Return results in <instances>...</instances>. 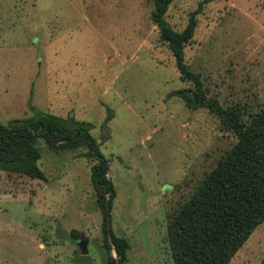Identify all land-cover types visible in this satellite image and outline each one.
Masks as SVG:
<instances>
[{
	"label": "rangeland",
	"instance_id": "rangeland-1",
	"mask_svg": "<svg viewBox=\"0 0 264 264\" xmlns=\"http://www.w3.org/2000/svg\"><path fill=\"white\" fill-rule=\"evenodd\" d=\"M200 1L172 0L166 21L181 32ZM152 9V0H0V123L32 116L29 105L47 112L51 98L49 113L93 125L115 191L109 228L130 245L122 264H173L169 216L236 143L207 109L172 96L194 86L159 40ZM198 11L185 62L208 98L246 121L264 108V0ZM36 145L45 181L0 172V264H107L95 161L85 147ZM229 264H264V223Z\"/></svg>",
	"mask_w": 264,
	"mask_h": 264
},
{
	"label": "trees",
	"instance_id": "trees-1",
	"mask_svg": "<svg viewBox=\"0 0 264 264\" xmlns=\"http://www.w3.org/2000/svg\"><path fill=\"white\" fill-rule=\"evenodd\" d=\"M212 0H202L198 10ZM172 0H152L151 22L159 40L167 44L182 81L194 88L179 89L172 96L190 110L205 108L223 129L236 136L234 146L219 160L195 192L169 216L168 242L173 264H229L233 255L264 223V108L248 114L247 120L232 108H223L207 97L200 75L190 70L184 47L193 38L197 20L192 13L187 25L176 32L165 15ZM32 116L0 123V172L45 181L39 167L41 153L36 142L42 139L55 152L85 147L95 161L90 180L101 211V233L107 264H122L130 245L109 228L115 191L108 176V160L100 153L97 140L90 134L93 125L73 116L59 117L29 105ZM113 112L106 108L105 128ZM110 236V237H109Z\"/></svg>",
	"mask_w": 264,
	"mask_h": 264
},
{
	"label": "crops",
	"instance_id": "crops-1",
	"mask_svg": "<svg viewBox=\"0 0 264 264\" xmlns=\"http://www.w3.org/2000/svg\"><path fill=\"white\" fill-rule=\"evenodd\" d=\"M53 102H54V101H53L51 98L47 100V110H46V111H47L48 113L51 112V110H52V111H53V110H54V111H57V109L55 108L56 106H55V107L53 106V105H54ZM57 108H58V107H57ZM43 112H44V111H43ZM54 115H55V114H54ZM68 115H69V114H68ZM68 115H67V116H68ZM59 117H60V116H59Z\"/></svg>",
	"mask_w": 264,
	"mask_h": 264
},
{
	"label": "water",
	"instance_id": "water-1",
	"mask_svg": "<svg viewBox=\"0 0 264 264\" xmlns=\"http://www.w3.org/2000/svg\"><path fill=\"white\" fill-rule=\"evenodd\" d=\"M169 96H171V95H169ZM109 237H110V236H109ZM78 244H79L81 247H83V246H82V243H78ZM81 250H83V249L81 248ZM83 253H85L84 250H83Z\"/></svg>",
	"mask_w": 264,
	"mask_h": 264
}]
</instances>
